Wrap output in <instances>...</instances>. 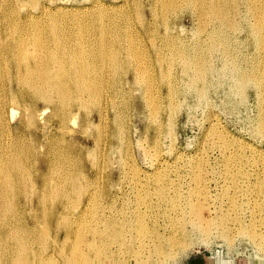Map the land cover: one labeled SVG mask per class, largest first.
<instances>
[{"label":"rangeland","instance_id":"1","mask_svg":"<svg viewBox=\"0 0 264 264\" xmlns=\"http://www.w3.org/2000/svg\"><path fill=\"white\" fill-rule=\"evenodd\" d=\"M19 1L20 0H0V10L3 11L0 13L1 29L6 28L7 30H9L11 26V28L22 26L31 28V25H33L32 22L23 20L25 19V13L27 11H30L34 14L33 20L38 23L41 21L39 23L40 25L44 24L43 26L46 27L47 25H50L52 23L59 28H67L66 31L70 32L69 36H71V38H73L75 41L81 39V41L83 42L84 40L87 45H89V42L91 40L99 41L100 28H103L106 31L107 39H110V41L113 43L111 44L114 47L120 46L122 49L124 47H130L134 52L133 57H127L124 55L126 54V50L123 49L124 52H122L123 54L119 61L108 60V62H102L97 60L96 58L89 59V68L94 70V72H90V76L93 74L95 83L98 87L97 91L99 93L97 92L95 96L96 98L93 101H90L87 95H83L85 100L87 99L86 101H88L89 103V108L86 107V109L80 107L78 108V110L76 108L73 110L77 112V123L72 124L71 121L66 122V126L73 129L72 135L71 133L66 132V129L63 130L56 128V124V127H53L50 132H47L45 134L41 132V135L38 138V142L37 139H33L28 135L27 137H23V139L20 141V144H18V148L21 154V163L23 165V169L26 172L25 177L28 173L31 175L32 173H35V159L29 154L30 148L33 145H35V147L39 150H44L46 147L52 149L50 150L51 152H49L50 154L47 153V155L49 160L53 163V166L55 165L53 168L55 170V173H53L52 171L47 172L49 179L64 177L66 173H70V175H77L80 177L81 173V179H79V184L77 186L78 189H75L74 191L71 189V187L69 188L67 184L60 183L61 189L65 188L64 190H66V196H64V199L60 198L62 199L61 203H64L66 201L65 203L69 205L68 207H70L69 212H65V215L69 213L68 215H66V221H73V219L75 218V214H80V208H83V206L85 207V204L88 203V196L90 197V203H88L85 214H83L82 217L77 220L78 222H74L75 225L73 227L75 229L73 228L74 230L71 233L68 244L66 245L67 247L65 252L70 253V245L77 242V239L75 238L76 235L74 233V231L77 232L76 229L82 230V228L84 229L86 226L92 223H98L101 219H105L111 221L112 223L111 233L113 235H119V240L123 242V247L120 248L122 249V253H120L121 255H119V249L117 250L115 245L111 246V249L115 250V254L113 253L112 255H110L111 259H114V264H140L139 259H142L141 256L144 259L149 258L148 264H264V138L256 133L257 122L260 114V94L257 89V85H259L258 82L264 78V57L262 58V56H264V20H262L264 19V0H246V2L245 0H222L221 2H223L224 5L225 15H223L222 13L221 14L224 17H222L221 14H213V11L211 9L212 0H150V4L146 3L147 0H141V2L140 0L138 2L137 0H34L36 2H32L30 0ZM190 3L192 4L190 5ZM44 5L46 9L48 8L47 14H44L40 17L39 12L41 7H44ZM236 5L239 7H237ZM148 11H150L151 14ZM50 12L52 14H50ZM229 12L232 13L230 14ZM210 15H212V17H209ZM214 17L216 18L213 21ZM253 17L256 18L254 19ZM217 18L220 19L218 20ZM144 19L146 21H144ZM163 19L165 20L163 21ZM70 20L72 23L70 22ZM73 20L75 21V23H73ZM102 20H104V22ZM136 20H138L139 23ZM219 27H222L223 29H220ZM251 28L253 29L251 30ZM124 29H127V31ZM118 33L121 38L119 39V41L116 40V42L114 40V35ZM163 33H165V35ZM219 35L223 36V41L219 40ZM148 37H150L151 39ZM30 45L32 44L29 43L27 49L32 51L34 48H32L33 45L32 47ZM208 46L210 48H208ZM150 47L151 49H154L151 50ZM207 50L209 52H207ZM220 50L226 51L224 52ZM3 51L4 50L0 46V99H4L6 96H8V92H10L9 90L11 88L10 79L13 77L12 75H15L16 73L15 59H12V61L10 59H6V54ZM178 58L180 59L178 60ZM4 59L5 61H8L5 62ZM237 60L238 62H236ZM129 62H131V64ZM101 65L106 69H104ZM193 65H196V67ZM119 66L122 67L123 70ZM189 66L191 67L189 68ZM170 67L172 70L169 69ZM11 68L13 71L11 70ZM196 68L198 69L196 70ZM135 69L140 71H137V73ZM159 69L162 70L159 71ZM199 69L202 70V73L198 72ZM191 70L192 72H190ZM86 72L87 71H85V75L89 76V73ZM160 74H163V76ZM186 74H188V76ZM166 76L170 77L169 80ZM243 77L249 79V82L247 83L248 85L245 84L243 87L236 88L235 86L240 83V81H242ZM99 78L102 80H99ZM167 82L169 83V85ZM141 84H144V86H142ZM12 88H17L14 83L12 84ZM101 88L103 89L101 90ZM141 89L144 90L142 91ZM170 94L173 97V100L171 99ZM129 96L131 97L132 101ZM147 97L151 99L149 100ZM18 102H8L5 105V112H8V118L13 127L18 125L20 115H24L26 113L25 106H29L28 99H21ZM91 102L95 106L97 105V108L94 105L91 106ZM149 103L151 105H149ZM160 103L163 105H161ZM263 105L264 104L262 102V106ZM20 106L21 108H18ZM36 106L41 109L45 106V104L44 102H42V100H40V102L37 101ZM149 107L150 109H148ZM169 108L172 110H170ZM52 110L53 108L49 106L46 110V113L44 114V117L50 115L52 113ZM98 110H108L107 112H109L110 114V120L108 122H105L104 124L98 125L97 127L93 123H88L86 121L85 115L88 111H91V113L96 117L97 120ZM156 112L157 114L159 113V117ZM114 113L116 114L115 117L113 116ZM170 114L171 116L172 114L174 115L173 123H170V121L168 122V120L171 119V116H169ZM56 120L57 118H54V121ZM112 120L114 121V124ZM39 122L40 119H38V117L36 116L34 124L40 127L41 122L40 124ZM161 123L163 124L161 125ZM34 124L28 126L27 128H34ZM214 124H216L215 126L219 127L220 131H215L212 129V125ZM169 128L171 129V135H169V133L167 134ZM85 132L87 134H85ZM224 132L229 133L233 137L239 139L245 145L243 149L244 151L240 153L242 156L240 164L237 169L234 170L235 174L232 176L226 174L225 172L224 158L222 157L223 154L221 152L222 150L218 145L219 141L217 140V137L214 136L215 133ZM73 135L75 136V140L78 143H81V145L83 146L82 150H76L75 152L66 150V145L70 142V138ZM154 139L155 142H153ZM60 141L62 143H60ZM39 144H42V146H39ZM59 148L62 149L59 150ZM255 149L258 150L263 156V161H259L255 158ZM232 157L239 159V156L237 154L232 155ZM199 160H202L204 164L203 173L206 186L204 190L205 195H200L198 191L191 192V190H193L194 188H198L199 186L195 181V178L189 172V167L193 162ZM160 164L161 173H156V168ZM107 165L109 168L107 167ZM118 168H120V170ZM138 169L141 171V177L137 180V176L135 175ZM110 170L112 173L109 172ZM158 175H162L169 181V186L164 192L166 196L160 195L157 192L155 182ZM136 183H139V185L142 186L136 188ZM98 186L99 188H97ZM236 186H239V190H235ZM69 189L71 190V192L69 191ZM67 192H70L71 194ZM31 194H33V196ZM49 194L51 195V198L55 196L54 192L52 191ZM111 194L113 196H111ZM10 196L12 197L11 203L9 205V207L11 206V208H8L7 214H10L12 211L17 210V198L22 199L23 197H36L35 189L29 182L21 186V188L17 189L14 193L12 192ZM13 197H15L16 199H14ZM111 197L114 198L112 199ZM51 198L49 197L46 200L47 203L45 202L46 211H42L44 212L43 214L42 212L39 213V217L42 219L40 225L41 228H38L36 233V235L38 233L40 234V231L44 230L45 226L47 227L49 225L50 228L52 227L50 229L51 232H49L50 230L48 227V230L46 231L48 232V234L50 233V236L47 235L46 239L48 246H51V240H53L52 238H54L57 232L55 227L57 218L52 214L54 213L55 215L57 209L61 210V203H56L57 199H55L54 201ZM233 199H235V201H237V203L239 204L240 210L238 209L236 211L232 208ZM77 200L78 202H76ZM191 200L200 202L203 205V215L206 218L212 219L222 214L228 215V228H230L232 232V237L226 239L222 229H216L212 232V234L207 236H199L200 234L198 232H195L197 230L191 226L194 219L190 212ZM177 203H179V207L176 208L175 204ZM71 204L72 206L75 205V207H72ZM52 209L55 211H53ZM124 210L126 211V213ZM135 210H140L142 213L146 214V223H148L151 227H154L158 231V234L161 236V241L159 244H161V246H164L166 243L167 248H163L166 253H164L162 256H157L156 254L150 256L149 251H142V253L134 256L131 255L133 250H137L140 247V243L144 240V238H142L136 230L134 217ZM92 212L93 214H91ZM50 213L52 214L50 215ZM182 217L183 221L186 223L187 230L189 229V232L191 231L190 237L192 235V238L189 239L185 248L172 254L171 257H167V250L171 251L173 249L171 248L167 240L171 238H180L176 233V229L171 227V219L175 218L179 220ZM44 221H46L47 225ZM248 229L250 230V232L251 230H254V232L256 233V237H252L251 234L248 233ZM230 230L228 229V231ZM62 238L63 234L60 235L59 239L61 240ZM82 238L83 239L81 241L83 243L80 242V244L83 246L84 252L89 253L90 257L92 256L93 264H106L105 261H102V259L104 258L103 256L101 259H98V257H95L96 254H92L94 253L93 251H89L85 248L87 238L90 239L89 235L83 234ZM147 238L155 237L148 236ZM148 241L151 240L148 239ZM97 243L100 245L101 241L98 240ZM117 257H119L120 260ZM55 261L56 263L60 262L61 264H71L67 259H62V257L58 253L55 254ZM3 263L7 264L5 262Z\"/></svg>","mask_w":264,"mask_h":264},{"label":"bare ground","instance_id":"2","mask_svg":"<svg viewBox=\"0 0 264 264\" xmlns=\"http://www.w3.org/2000/svg\"><path fill=\"white\" fill-rule=\"evenodd\" d=\"M4 1V0H3ZM21 1V0H20ZM19 1V2H20ZM29 1V0H27ZM34 1V0H30ZM46 1V0H45ZM56 1V0H54ZM133 1V0H132ZM135 1V0H134ZM139 0H137L138 2ZM188 1V0H187ZM186 1V2H187ZM192 1V0H190ZM194 1V0H193ZM207 1V0H206ZM222 0H212L211 9L213 11V14H223L224 13V5ZM17 2V1H16ZM36 2V1H34ZM40 2V1H39ZM43 2V1H42ZM96 2V1H95ZM141 2V0H140ZM154 2V1H153ZM246 2V0H245ZM244 2V3H245ZM263 2V1H262ZM1 3V2H0ZM4 3V2H3ZM27 3V2H26ZM29 3V2H28ZM51 3V2H50ZM57 3V2H56ZM98 3V2H97ZM110 3V2H109ZM147 4H150V0H147ZM168 3V2H167ZM229 3V2H227ZM232 3V2H231ZM237 3V2H236ZM21 4V3H20ZM31 4V3H30ZM52 4V3H51ZM96 4V3H95ZM94 4V5H95ZM134 4V3H133ZM170 4V3H169ZM192 3H190L191 5ZM195 4V3H194ZM209 4V3H208ZM207 4V5H208ZM243 4V3H242ZM250 4V3H249ZM253 4V3H252ZM25 5V4H24ZM33 5V4H32ZM38 5V3H37ZM36 5V6H37ZM40 5V4H39ZM100 5V4H99ZM105 5V4H104ZM121 5V4H120ZM123 5V4H122ZM206 5V6H207ZM226 5V4H225ZM239 5V4H238ZM35 6V5H34ZM52 6V5H51ZM97 6V5H96ZM103 6V5H102ZM118 6V5H117ZM134 6V5H133ZM144 6V5H143ZM165 6V5H164ZM210 6V5H209ZM229 6V5H228ZM237 6V5H236ZM240 6V5H239ZM237 6V7H239ZM31 7V6H30ZM28 7V8H30ZM95 7V6H94ZM108 7V6H107ZM135 7V6H134ZM139 7V6H138ZM153 7V6H151ZM150 7V8H151ZM159 7V6H158ZM35 8V7H34ZM55 8V7H54ZM136 8V7H135ZM134 8V9H135ZM143 8V7H142ZM156 8V7H155ZM171 8V7H170ZM185 8V7H184ZM227 8V7H226ZM255 8V7H254ZM258 8V7H257ZM48 9V8H47ZM47 9L44 7H41L39 16H43L44 14H47ZM62 9V8H61ZM83 9V8H81ZM80 9V11H81ZM102 9V8H101ZM133 9V10H134ZM140 9V8H139ZM153 9V8H152ZM164 9V8H163ZM252 9V8H251ZM19 10V9H18ZM24 10V9H22ZM33 10V9H32ZM72 10V9H71ZM70 10V11H71ZM85 10V9H84ZM154 10V9H153ZM160 10V9H159ZM165 10V9H164ZM181 10V9H180ZM179 10V11H180ZM206 10V9H205ZM230 10V8H229ZM253 10V9H252ZM260 10V8H259ZM90 11V10H89ZM129 11V10H127ZM144 11V10H143ZM152 11V10H151ZM192 11V10H191ZM194 11V10H193ZM209 11V10H208ZM249 11V10H248ZM255 11V10H254ZM262 11V10H261ZM3 12L0 10V13ZM49 12V11H48ZM58 12V11H57ZM95 12V11H94ZM105 12V11H104ZM135 12V11H134ZM150 12V11H148ZM166 12V11H165ZM174 12V11H173ZM196 12V11H195ZM199 12V10H198ZM207 12V11H206ZM237 12V11H236ZM19 13V11H18ZM23 13V12H22ZM68 13V12H67ZM77 13V12H76ZM79 13V12H78ZM111 13V12H110ZM117 13V12H115ZM123 13V12H122ZM138 13V12H137ZM180 13V12H179ZM191 13V12H190ZM230 14L232 12H229ZM50 14H52L50 12ZM81 14V13H80ZM79 14V15H80ZM83 14V12H82ZM136 14V13H135ZM151 14V12H150ZM149 14V15H150ZM162 14V13H161ZM160 14V15H161ZM194 14V13H193ZM212 14V13H211ZM221 14V16H222ZM236 14V13H235ZM68 15V14H67ZM76 15V14H75ZM85 15V14H84ZM99 15V14H98ZM137 15V14H136ZM139 15V14H138ZM159 15V13H158ZM165 15V14H164ZM172 15V14H171ZM169 15V16H171ZM233 15V14H232ZM239 15V14H238ZM252 15V14H251ZM93 16V15H92ZM103 16V15H102ZM123 16V15H122ZM134 16V15H133ZM140 16V15H139ZM144 16V15H142ZM151 16V15H150ZM219 16V15H218ZM227 16V15H226ZM259 16V15H257ZM262 16V15H261ZM38 17V16H37ZM67 17V16H66ZM70 17V16H69ZM105 17V16H104ZM108 17V16H107ZM124 17V16H123ZM122 17V18H123ZM136 17V16H135ZM141 17V16H140ZM177 17V16H176ZM209 17H212L210 15ZM224 17V16H222ZM232 17V16H231ZM235 17V16H234ZM39 18V17H38ZM37 18V19H38ZM52 18V17H51ZM65 18V17H64ZM81 18V17H80ZM99 18V17H98ZM102 18V17H101ZM121 18V17H120ZM119 18V19H120ZM164 18V17H163ZM216 17H214L213 21ZM254 18V17H253ZM256 18V17H255ZM254 18V19H255ZM2 19V18H1ZM34 19V14L30 11H27L25 13V21L32 22V27H14L9 30L6 28L1 29L0 28V46L4 50L3 52L6 54V59H15V75H12L10 79V92H8V96H6L4 99H0V264L10 263V264H61L56 263L55 261V254L58 253L62 259H67L69 263L71 264H93V258L90 257L89 253L84 252L83 246L80 244L83 243L81 240L83 239V234H88L89 238H87L85 248L89 251H93L96 254L95 257L98 259L104 257L102 261H105L106 264H114L113 260L111 259L110 255L114 253L115 250L111 249V246L115 245L116 249H119V255L122 253L121 247H123V242L119 240V235L112 234L111 233V221L109 220H100L98 223H92L88 226H86L82 230H77L75 233V238L77 239L76 243H72L70 245V253H66V245L69 242L71 233L75 229L73 226L75 225L74 222H78L80 217H82L83 214H85L86 209L88 207V203H90V197L88 196V203L85 204V207L80 208L79 213L75 214V218L73 221H66V214L65 212H69V205L62 202V199H64V196H66V190L65 188L60 187V183H65L69 188L74 191L75 189H78L77 186L79 184V179H81V173L80 177L77 175H70L65 174L64 177H58L56 180L54 178H50L47 175V172H53L55 173V170L53 169V163L49 160L47 153L51 152L49 147H46L44 150H39L33 145L30 148L29 154L35 159L34 165H35V173L32 175L27 174L25 177V170L23 169V165L21 163V154L18 148V144H20V141L23 139V137H27L28 135L32 137L33 139H37L41 135V132L44 134L47 132H50V130L53 127H57L59 129H66V132L71 133L73 132V129L66 126L67 121H71L72 124L77 123V112L73 111L75 108L78 110V108L83 107L86 108L89 106L88 101L85 100L83 95H87L88 99L90 101H93L96 97L98 87L95 83V79L93 77V74L90 76V72H94L91 68H89V59L96 58L99 61H119L122 57V52H124L123 49H125V56L127 57H133L134 52L133 49L130 47H124L123 49L120 46H113L110 39L106 37V31L103 28H100V39L97 40H91L89 42V45H87L86 42H83L80 40L75 41L71 36H69L70 32H67L66 29L59 28L58 26L54 24L47 25L46 27L36 22ZM63 19V18H62ZM74 19V18H73ZM100 19V18H99ZM98 19V20H99ZM112 19V18H111ZM208 19V18H207ZM210 19V18H209ZM218 20L220 18H217ZM258 19V18H257ZM260 19V18H259ZM3 20V19H2ZM40 20V19H39ZM46 20V19H45ZM56 20V19H55ZM58 20V19H57ZM61 20V19H60ZM97 20V21H98ZM143 20V19H142ZM165 19H163L164 21ZM170 20V19H169ZM206 20V19H205ZM217 20V21H218ZM222 20V19H221ZM226 20V19H225ZM224 20V21H225ZM264 20V19H262ZM1 21V20H0ZM35 21V22H34ZM43 21V20H42ZM54 21V20H53ZM52 21V22H53ZM74 21V20H73ZM95 21V20H94ZM104 22V20H102ZM101 21V22H102ZM123 21V20H122ZM130 21V20H129ZM138 23L139 21L136 20ZM141 21V19H140ZM144 21H146L144 19ZM212 21V22H213ZM227 21V20H226ZM231 21V20H230ZM234 21V20H233ZM236 21V20H235ZM50 22V21H49ZM63 22V21H62ZM71 22V20H70ZM79 22V21H78ZM100 22V23H101ZM113 22V21H112ZM126 22V21H125ZM222 22V21H220ZM232 22V21H231ZM67 23V22H66ZM72 23V22H71ZM75 23V21L73 22ZM154 23V22H153ZM156 23V22H155ZM161 23V22H160ZM159 23V24H160ZM208 23V22H207ZM206 23V24H207ZM226 23V22H225ZM229 23V22H228ZM234 23V22H233ZM232 23V24H233ZM257 23V22H256ZM255 23V24H256ZM1 24V23H0ZM47 24V23H46ZM60 24V23H59ZM111 24V23H110ZM137 24V23H136ZM158 24V22H157ZM156 24V25H157ZM179 24V23H178ZM210 24V23H209ZM222 24V23H221ZM30 25V24H29ZM61 25V24H60ZM65 25V23H64ZM74 25V24H73ZM98 25V24H97ZM103 25V24H102ZM113 25V24H112ZM143 25V24H142ZM141 25V26H142ZM146 25V24H145ZM205 25V24H204ZM1 26V25H0ZM14 26V25H13ZM71 26V25H70ZM86 26V25H85ZM101 26V25H100ZM128 26V25H127ZM131 26V25H130ZM137 26V25H136ZM152 26V25H151ZM221 26V25H220ZM227 26V25H226ZM253 26V25H252ZM75 27V26H74ZM111 27V26H109ZM140 27V26H139ZM145 27V26H144ZM159 27V26H158ZM177 27V26H176ZM208 27V26H207ZM232 27V26H231ZM262 27V26H260ZM164 28V27H163ZM173 28V26H172ZM220 28V27H219ZM222 28V27H221ZM220 28V29H221ZM240 28V27H238ZM257 28V27H256ZM71 29V28H70ZM77 29V28H75ZM83 29V28H82ZM99 29V28H98ZM112 29V28H111ZM158 29V28H156ZM204 29V28H203ZM206 29V28H205ZM223 29V28H222ZM233 29V28H232ZM253 28H251L252 30ZM262 29V28H261ZM85 30V29H84ZM94 30V29H93ZM127 31V29H124ZM134 30V29H133ZM154 30V29H153ZM164 30V29H163ZM172 30V29H171ZM231 30V29H230ZM238 30V29H237ZM88 31V30H87ZM108 31V30H107ZM169 31V30H168ZM223 31V30H222ZM255 31V30H254ZM98 32V31H97ZM118 32V30H117ZM136 32V31H135ZM157 32V31H156ZM257 32V31H256ZM90 33V32H89ZM113 33V32H112ZM169 33V32H168ZM172 33V32H170ZM221 33V31H220ZM227 33V32H226ZM254 33V32H253ZM85 34V33H83ZM123 34V33H122ZM134 34V32H133ZM143 34V32H142ZM159 34V33H157ZM165 35V33H163ZM223 34V33H222ZM71 35V34H70ZM76 35V34H75ZM74 35V36H75ZM129 35V34H128ZM127 35V36H128ZM161 35V34H159ZM218 35V34H217ZM73 36V35H72ZM115 41H119L121 36L118 34H115ZM152 36V35H151ZM77 37V36H76ZM153 37V36H152ZM165 37V36H164ZM170 37V36H169ZM112 38V37H110ZM125 38V37H124ZM150 38V37H148ZM154 38V37H153ZM167 38V37H166ZM180 38V37H179ZM219 40L223 41V36L219 35ZM255 38V37H254ZM77 39V38H76ZM79 39V38H78ZM123 39V38H122ZM151 39V38H150ZM159 39V38H158ZM170 39V38H169ZM143 40V39H141ZM146 40V39H145ZM149 40V39H148ZM147 40V41H148ZM256 40V39H255ZM116 41V42H117ZM4 42V43H3ZM122 42V41H121ZM143 42V41H142ZM29 43L33 45H30L32 48H34L32 51L27 49V46H29ZM112 43V44H111ZM156 43V42H155ZM154 43V44H155ZM160 43V42H159ZM221 43V42H219ZM117 44V43H116ZM115 44V45H116ZM157 44V43H156ZM124 45V44H123ZM135 45V44H134ZM162 45V43H161ZM213 45V44H212ZM133 46V45H132ZM185 46V45H184ZM197 47V46H196ZM199 47V46H198ZM214 47V46H213ZM221 47V46H220ZM224 47V46H222ZM262 47V46H261ZM30 48V47H29ZM158 48V46H157ZM208 48H210L208 46ZM218 48V47H217ZM139 49V48H138ZM151 49V47H150ZM154 49V48H152ZM151 49V50H152ZM225 49V48H224ZM159 50V49H158ZM170 50V49H169ZM216 50V48H215ZM218 51V49H217ZM216 51V52H217ZM220 51H226V50H220ZM207 52H209L207 50ZM137 53V52H136ZM141 53V52H140ZM159 53V52H158ZM181 53V52H180ZM156 54V53H155ZM183 54V53H182ZM212 54V53H211ZM216 54V53H215ZM222 54V53H221ZM141 55V54H140ZM162 55V54H160ZM218 55V54H217ZM227 55V54H226ZM4 56V55H3ZM137 56V55H136ZM146 56V55H145ZM177 56V55H176ZM181 56V55H180ZM183 56V55H182ZM205 56V54H204ZM209 56V55H208ZM221 56V55H220ZM256 56V55H255ZM124 57V56H123ZM156 57V56H155ZM167 57V56H166ZM264 56H262L263 58ZM162 58V57H161ZM215 58V57H214ZM124 59V58H123ZM160 59V58H159ZM172 59V58H171ZM180 58H178L179 60ZM206 59V58H205ZM212 59V58H211ZM218 59V58H217ZM238 59V58H237ZM1 60V59H0ZM128 60V59H127ZM132 60V58H131ZM141 60V59H140ZM186 60V59H185ZM189 60V59H188ZM5 61V59H4ZM8 61V60H6ZM5 61V62H6ZM14 61V60H13ZM135 61V60H134ZM149 61V60H148ZM164 61V60H162ZM170 61V60H168ZM211 61V60H210ZM214 61V60H213ZM263 61V60H262ZM121 62V61H120ZM144 62V61H143ZM158 62V61H157ZM166 62V61H165ZM188 62V61H187ZM192 62V61H191ZM206 62V61H205ZM209 62V60H208ZM238 62V60L236 61ZM254 62V61H253ZM256 62V61H255ZM12 63V62H11ZM91 63V62H90ZM123 63V62H122ZM131 64V62H129ZM133 63V62H132ZM160 63V62H159ZM172 63V62H171ZM183 63V62H182ZM186 63V62H185ZM190 63V62H189ZM194 63V62H193ZM201 63V62H200ZM89 64V65H88ZM101 64V63H99ZM138 64V63H137ZM256 64V63H255ZM259 64V63H258ZM88 65V67H87ZM125 65V64H124ZM175 65V64H174ZM178 65V64H177ZM176 65V66H177ZM182 65V64H181ZM192 65V63H191ZM13 66V64H12ZM97 66V65H96ZM95 66V68H96ZM102 66V65H101ZM113 66V65H112ZM132 66V65H131ZM136 66V65H135ZM134 66V67H135ZM148 66V65H147ZM150 66V65H149ZM187 66V65H186ZM196 67V65H193ZM213 66V65H212ZM103 67V66H102ZM107 67V66H106ZM120 67V66H119ZM118 67V68H119ZM161 67V65H160ZM180 67V66H179ZM185 67V65H184ZM191 66H189L190 68ZM201 67V66H199ZM9 68V67H8ZM93 68V66H92ZM104 68V67H103ZM122 68V67H120ZM130 68V67H129ZM174 68V67H173ZM187 68V67H186ZM258 68V67H257ZM10 69V68H9ZM98 69V68H97ZM106 69V68H104ZM140 69V68H139ZM170 70L171 67L169 68ZM182 69V68H181ZM195 69V68H194ZM198 68H196L197 70ZM12 70V68H11ZM123 70V68H122ZM136 70V69H135ZM154 70V69H153ZM162 69H159V71ZM168 70V69H167ZM262 70V69H261ZM13 71V70H12ZM11 71V72H12ZM85 71L89 73V76L85 75ZM99 71V70H98ZM104 71V70H103ZM125 71V70H124ZM127 71V68H126ZM140 71V70H136ZM143 71V70H142ZM151 71V70H150ZM169 71V70H168ZM174 71V70H173ZM205 71V70H204ZM86 72V73H87ZM170 72V71H169ZM177 72V71H176ZM192 72V70L190 71ZM199 73H202V70H198ZM206 72V71H205ZM13 73V72H12ZM99 73V72H98ZM104 73V72H103ZM138 73V72H137ZM171 73V72H170ZM184 73V72H182ZM106 74V73H105ZM113 74V73H110ZM116 74V73H114ZM140 74V72H139ZM153 74V72H152ZM189 74V73H188ZM188 74H186L188 76ZM193 74V73H192ZM123 75V74H122ZM145 75V74H144ZM163 76V74H160ZM185 75V76H186ZM194 75V74H193ZM203 75V74H202ZM98 76V75H97ZM104 76V75H103ZM106 76V75H105ZM124 76V75H123ZM134 76V75H133ZM151 76V75H150ZM169 76V75H167ZM166 76V77H167ZM180 76V75H179ZM210 76V75H209ZM6 77V76H5ZM139 77V76H138ZM141 77V75H140ZM145 77V76H144ZM149 77V75H148ZM184 77V76H183ZM201 77V76H200ZM262 77V76H261ZM103 78V77H101ZM154 78V77H153ZM161 78V77H160ZM168 80L170 77H167ZM172 78V76H171ZM195 78V77H194ZM205 78V77H204ZM203 78V80H204ZM253 78V77H252ZM114 79V78H113ZM139 79V78H138ZM137 79V80H138ZM143 79V78H142ZM152 79V77H151ZM174 79V78H173ZM180 79V78H179ZM184 79V78H183ZM188 79V78H186ZM198 79V78H197ZM99 80H102L99 78ZM106 80V79H105ZM163 80V79H162ZM181 80V79H180ZM201 80V78H200ZM202 80V81H203ZM104 81V80H103ZM112 81V80H111ZM114 81V80H113ZM140 81V80H139ZM159 81V80H158ZM97 82V81H96ZM101 82V81H100ZM99 82V83H100ZM116 82V81H115ZM170 82V81H169ZM189 82V81H188ZM199 82V80H198ZM249 82L248 78L243 77L242 81L238 83L235 87H243L245 84ZM9 83V82H8ZM16 85V89L12 88V84ZM105 83V82H104ZM124 83V82H123ZM127 83V82H126ZM140 83V82H139ZM147 83V82H146ZM151 83V81H150ZM168 83V82H167ZM180 83V82H179ZM149 84V81H148ZM182 84V83H181ZM187 84V83H186ZM259 85H257V89L260 94V114L257 122V130L256 133L260 135L262 138H264V105L262 106V102L264 104V78L261 79V81L258 82ZM103 85V84H101ZM114 85V84H113ZM124 85V84H123ZM137 85V84H136ZM142 85V84H141ZM169 85V83H168ZM190 85V84H189ZM248 85V84H247ZM127 86V85H126ZM144 86V84L142 85ZM146 86V84H145ZM155 86V85H154ZM177 86V85H176ZM186 86V85H185ZM9 87V86H8ZM104 87V86H103ZM161 87V86H160ZM170 87V86H168ZM106 88V87H105ZM128 88V87H127ZM103 88H101L102 90ZM109 89V88H108ZM146 89V88H145ZM169 89V88H168ZM166 89V90H168ZM171 89V88H170ZM204 89V88H203ZM246 89V88H245ZM251 89V88H250ZM105 90V89H104ZM142 90V89H141ZM144 90V89H143ZM142 90V91H143ZM157 90V89H155ZM182 90V89H181ZM247 90V89H246ZM4 91V90H3ZM107 91V90H106ZM149 91V90H148ZM172 91V90H171ZM104 92V91H103ZM114 92V91H113ZM165 92V91H164ZM182 92V91H180ZM202 92V91H201ZM99 93V92H98ZM139 93V92H138ZM137 93V94H138ZM170 93V91H169ZM162 94V93H161ZM181 94V93H180ZM201 94V93H200ZM145 95V94H144ZM142 96V94H141ZM155 96V94H154ZM162 96V95H161ZM171 96V94H170ZM174 96V95H173ZM239 96V95H238ZM130 97V96H129ZM135 97V96H134ZM167 97V96H166ZM169 97V95H168ZM93 98V99H91ZM109 98V97H108ZM107 98V99H108ZM148 98V97H147ZM159 98V97H158ZM173 97L171 96V99ZM29 100V106H25L26 113L24 115H20V118L18 120V125L13 127L9 121L8 118V112H5V105L10 102H18L19 100ZM131 99V97H130ZM146 99V97H145ZM149 99V98H148ZM151 99V98H150ZM149 99V100H150ZM153 99V98H152ZM44 102L45 106L43 108H38L36 106L37 101ZM98 100V98H97ZM111 100V99H110ZM143 100V99H142ZM141 100V101H142ZM165 100V99H164ZM173 100V99H172ZM175 100V99H174ZM132 101V99H131ZM168 101V100H167ZM171 101V100H170ZM25 102V101H24ZM57 102V103H56ZM130 102V101H129ZM135 102V101H134ZM143 102V101H142ZM151 102V101H150ZM19 103V102H18ZM88 103V104H87ZM92 103V102H91ZM98 103V102H97ZM105 103V102H104ZM141 103V102H140ZM155 103V102H154ZM167 103V102H166ZM170 103V102H169ZM168 103V104H169ZM177 103V102H176ZM24 104V103H23ZM96 104V103H95ZM161 104V103H160ZM167 104V105H168ZM43 105V104H42ZM94 104L92 103L91 106ZM100 105V103H99ZM131 105V104H130ZM149 105H151L149 103ZM163 105V104H161ZM172 105V103H171ZM15 106V105H14ZM51 106L53 108L52 113L50 115H47L44 117V114L46 113L47 108ZM95 106V105H94ZM97 106V105H96ZM95 106V107H96ZM154 106V105H153ZM158 106V105H157ZM101 107V106H100ZM104 107V106H103ZM161 107V106H160ZM159 107V108H160ZM18 108H21L18 107ZM17 108V109H18ZM23 108V107H22ZM89 108V107H88ZM97 108V107H96ZM7 109V108H6ZM87 109V108H86ZM116 109V108H115ZM147 109V108H146ZM150 109V107L148 108ZM152 109V108H151ZM158 109V108H157ZM170 109V108H169ZM168 109V110H169ZM81 110V109H80ZM164 110V109H163ZM172 110V109H170ZM87 111V110H86ZM85 111V113H86ZM95 111V110H94ZM108 111V110H107ZM105 110H98L97 112V120L96 117L91 113V111H88L85 115L86 121L88 123H93L95 126L98 127V125L104 124L105 122H108L110 120V114ZM116 111V110H115ZM159 111V110H158ZM166 111V110H165ZM178 111V110H176ZM25 112V111H24ZM111 112V111H110ZM134 112V110H133ZM142 112V111H141ZM171 112V111H170ZM6 113V114H5ZM49 113V112H47ZM94 113V112H93ZM146 113V112H145ZM150 114V113H149ZM157 114V112H156ZM159 114V113H158ZM157 114V115H158ZM169 114V113H168ZM175 114V113H173ZM171 114V119L168 120L170 123H173L174 115ZM145 115V114H144ZM167 115V114H166ZM36 116L38 119H40L41 126L38 127L35 122ZM113 116L115 117L116 114L114 113ZM132 116V115H131ZM154 116V115H153ZM163 116V115H162ZM147 117V116H146ZM145 117V118H146ZM149 117V116H148ZM159 117V115H158ZM166 117V116H165ZM54 118H57V122L54 121ZM112 118V117H111ZM169 119V118H168ZM137 120V119H136ZM161 120V119H160ZM37 121V120H36ZM113 121V120H112ZM138 121V120H137ZM162 121V120H161ZM160 121V122H161ZM39 122V124H40ZM86 122V123H87ZM144 122V119H143ZM166 122V121H165ZM139 123V122H138ZM141 123V121H140ZM34 124V128L29 129L28 126H31ZM70 124V123H69ZM114 124V121H113ZM145 124V123H144ZM147 124V123H146ZM149 124V123H148ZM163 123H161L162 125ZM165 124V123H164ZM158 125V124H157ZM216 124L212 125L213 130L220 131L218 126H215ZM73 126V125H72ZM153 126V125H152ZM168 126V125H167ZM33 127V126H32ZM75 127V126H74ZM110 127V126H109ZM149 127V126H148ZM29 130H27V129ZM87 128V124H86ZM113 128V127H112ZM147 128V127H146ZM157 128V127H156ZM149 129V128H148ZM151 129V128H150ZM54 130V129H53ZM57 130V129H56ZM85 130V129H84ZM154 130V129H153ZM159 130V129H158ZM163 130V129H162ZM112 131V130H111ZM148 131V130H147ZM4 133V134H1ZM110 133V132H109ZM148 133V132H147ZM166 133V131H165ZM171 135V129H168L167 134ZM61 134V133H59ZM74 134V133H73ZM85 134H87L85 132ZM104 134V133H103ZM115 134V133H114ZM125 134V133H124ZM162 134V133H161ZM98 135V134H97ZM150 135V134H149ZM156 135V134H155ZM166 135V134H165ZM69 136V135H68ZM90 136V135H89ZM215 137H217V140L219 141L218 145L221 148V152L223 154L224 158V165H225V172L228 175H234L235 169L240 164L241 161V152L244 150V144L239 139L233 137L229 133H215ZM213 136V137H214ZM61 137V136H60ZM71 137V136H70ZM104 137V136H103ZM169 137V136H167ZM173 137V136H171ZM260 137V138H261ZM46 138V137H44ZM43 138V140H44ZM48 138V136H47ZM59 138V136H58ZM97 138V137H96ZM111 138V137H109ZM115 138V136H114ZM113 138V139H114ZM150 138V137H149ZM157 138V137H156ZM54 139V138H52ZM104 139V138H103ZM123 139V138H122ZM26 140V139H25ZM47 140V139H46ZM88 140V139H87ZM157 140V139H156ZM159 140V139H158ZM174 140V139H173ZM216 140V141H217ZM260 140V139H259ZM42 141V140H41ZM62 141V140H61ZM60 141V143H62ZM217 141V142H218ZM59 142V141H58ZM114 142V141H113ZM155 142V139L154 141ZM162 142V141H161ZM23 143V142H22ZM45 143V142H44ZM67 143V142H66ZM32 144V142H31ZM58 144V143H57ZM64 144V143H63ZM106 144V143H105ZM113 144V143H112ZM116 144V143H115ZM125 144V143H124ZM97 145V144H96ZM104 145V144H103ZM160 145V144H159ZM39 146H42V144H39ZM65 146V145H64ZM110 146V144H109ZM117 146V145H116ZM122 146V145H121ZM134 146V145H133ZM62 147V146H61ZM114 147V146H113ZM152 147V146H151ZM41 148V147H40ZM63 148V147H62ZM61 148V149H62ZM111 148V147H110ZM59 148V150H61ZM83 146L81 143H78L75 140V136L73 135L70 138V142L66 145V150L75 152L76 150H82ZM90 149V148H89ZM118 149V148H117ZM110 150V149H109ZM160 150V149H159ZM115 151V150H113ZM55 152V151H54ZM107 152V151H106ZM111 152V151H110ZM203 152V150H202ZM87 153V152H86ZM114 153V152H113ZM158 153V152H157ZM201 153V151H200ZM255 158L259 161H263V156L260 154L258 150H254ZM50 154V153H49ZM68 154V153H67ZM99 154V153H98ZM117 154V153H116ZM114 154V155H116ZM160 154V153H159ZM237 154L239 156V159L233 158L232 155ZM113 155V156H114ZM122 155V154H121ZM56 156V155H55ZM72 156V155H71ZM118 156V155H117ZM163 156V155H162ZM31 157V158H32ZM62 157V156H60ZM154 157V156H153ZM73 158V156H72ZM78 158V157H77ZM76 158V159H77ZM94 158V157H93ZM103 158V157H102ZM112 158V157H110ZM160 158V157H159ZM74 159V158H73ZM72 159V160H73ZM33 160V159H32ZM57 160V159H56ZM87 160V159H86ZM105 160V159H104ZM103 160V161H104ZM113 160V159H112ZM123 160V159H121ZM23 161V160H22ZM99 161V160H98ZM110 161V160H109ZM65 162V161H64ZM82 162V161H81ZM118 162V161H117ZM120 162V161H119ZM63 163V162H62ZM122 163V162H121ZM80 164V163H79ZM120 164V163H119ZM60 165V164H59ZM82 165V164H81ZM203 161L199 160L196 162H193L192 165H190V173L195 178V181L198 184V188H194L192 191H198L200 195H205L204 190L206 188L205 186V179H204V173H203ZM58 166V165H57ZM67 166V165H66ZM110 166V165H109ZM124 166V165H123ZM160 166H157L156 173H161ZM25 167V166H24ZM61 167V166H60ZM108 167V165H107ZM111 167V166H110ZM113 167V166H112ZM59 168V167H58ZM64 168V167H63ZM109 168V167H108ZM130 168V167H129ZM188 168V169H189ZM27 169V168H26ZM57 169V168H55ZM62 169V168H61ZM82 169V167H81ZM102 169V168H101ZM120 170V168H118ZM32 170V169H31ZM66 170V169H65ZM116 170V169H114ZM122 170V169H121ZM46 171V172H45ZM58 171V170H57ZM56 171V172H57ZM63 171V169H62ZM84 171V170H83ZM95 171V170H94ZM138 169L136 171L137 180L141 177V171ZM29 172V171H28ZM64 172V171H63ZM62 172V173H63ZM69 172V171H68ZM78 172V171H77ZM91 172V171H90ZM111 172V170L109 171ZM124 172V171H123ZM122 172V173H123ZM130 172V171H128ZM72 173V172H71ZM97 173V171H96ZM102 173V172H101ZM108 173V172H107ZM112 173V172H111ZM119 173V172H118ZM61 174V173H60ZM59 174V175H60ZM83 174V173H82ZM120 174V173H119ZM118 174V175H119ZM50 175V174H49ZM53 175V174H51ZM55 175V174H54ZM58 175V176H59ZM79 175V174H78ZM87 175V174H86ZM99 175V174H98ZM101 176V175H100ZM123 176V175H122ZM118 177V176H117ZM120 177V176H119ZM133 177V176H132ZM88 178V177H87ZM86 178V179H87ZM83 179V177H82ZM100 179V177H99ZM109 179V178H108ZM124 179V178H123ZM85 180V179H84ZM88 180V179H87ZM114 180V179H113ZM136 180V182H137ZM82 181V180H80ZM89 181V180H88ZM112 181V180H111ZM120 181V180H119ZM118 181V182H119ZM124 181V180H123ZM30 183L31 186L35 189V198H25L22 199L17 198V210L10 211V214H7L8 208L12 197L10 194L15 192L17 189H20L21 186H23L26 183ZM121 182V181H120ZM126 182V181H125ZM107 183V181H106ZM82 184V183H81ZM118 184V183H117ZM156 189L157 192L160 195L166 196L164 194L166 188L169 186V181L165 179L162 175H158L156 177ZM29 185V184H28ZM62 185V184H61ZM99 185V184H98ZM111 185V184H110ZM109 185V186H110ZM122 185V184H121ZM65 186V185H64ZM80 186V185H79ZM89 186V185H88ZM95 186V184H94ZM102 186V185H101ZM104 186V185H103ZM115 186V185H114ZM124 186V185H123ZM142 185H139V183H136V188H139ZM30 187V186H29ZM28 187V188H29ZM83 187V186H82ZM26 188V187H25ZM24 188V189H25ZM86 188V187H84ZM88 188V187H87ZM99 188V186L97 187ZM119 188V187H118ZM122 188V187H121ZM23 189V188H22ZM32 189V188H31ZM52 189V190H51ZM68 189V187H67ZM83 189V188H82ZM104 189V187H103ZM115 189V188H114ZM54 190V191H53ZM60 190V191H59ZM89 190V189H88ZM96 190V189H95ZM102 190V189H101ZM235 190H239V186L235 187ZM21 191V190H20ZM54 192V195L51 198V195L49 193ZM71 192V190L69 189ZM22 192V191H21ZM25 192V191H24ZM70 192H67L71 194ZM84 192V191H83ZM98 192V191H97ZM113 192V191H112ZM111 192V193H112ZM123 192V191H122ZM23 193V192H22ZM76 193V192H75ZM74 193V194H75ZM78 193V192H77ZM88 193V192H87ZM30 194V193H29ZM34 194V193H33ZM33 194H31L33 196ZM80 194V192H79ZM14 195V194H13ZM30 195V196H31ZM50 195V196H49ZM89 195V194H88ZM92 195V194H91ZM16 196V195H15ZM24 196V195H23ZM28 196V195H27ZM69 196V195H68ZM67 196V197H68ZM74 196V195H73ZM76 196V195H75ZM85 196V195H84ZM111 196H113L111 194ZM142 196V195H139ZM51 198L55 201L57 199L56 203H61L60 207L61 210L57 209L55 215L54 213H50L53 216H56L57 222H56V234L53 240H51L52 244L51 246H48L47 244V235L48 232H46L49 228V230L52 228L49 227V225L44 230L40 231V234L37 233L38 228H41V218L39 217V213L42 211H46L45 209V202L48 198ZM16 199L15 197H13ZM112 199L114 197H111ZM235 198V196H234ZM59 199V200H58ZM67 199V198H65ZM69 199V198H68ZM72 199V198H71ZM70 199V201H71ZM78 199V198H76ZM103 200V199H102ZM115 200V199H114ZM82 201V200H81ZM50 202V201H48ZM69 202V200H68ZM74 202V201H73ZM78 202V200L76 201ZM95 202V201H94ZM103 202V201H102ZM101 202V204H102ZM13 203V202H12ZM47 203V202H46ZM52 203V202H51ZM50 203V204H51ZM84 203V202H83ZM96 203V202H95ZM99 203V202H98ZM49 204V203H48ZM53 204V203H52ZM78 204V203H77ZM76 204V206H77ZM93 204V202H92ZM150 204V203H149ZM15 205V202H14ZM54 205V204H53ZM56 205V204H55ZM49 206V205H48ZM72 206V204H71ZM75 207V205H73ZM72 206V207H73ZM79 206V205H78ZM94 206V205H93ZM13 207V206H12ZM53 207V206H52ZM50 207V208H52ZM59 207V206H57ZM125 207V206H124ZM175 207H179V203L175 204ZM190 207H191V214L194 217L192 227H194L201 236H207L212 234V232L216 229H222L224 236L226 239H229L232 237V232L230 228H228L229 218L228 215L222 214L220 216L214 217L212 219L206 218L203 215V205L200 202H196L191 200L190 201ZM14 208V207H13ZM47 208V207H46ZM49 208V207H48ZM101 208V207H100ZM232 208L234 210H240V206L233 199ZM15 209V208H14ZM56 209V208H53ZM52 209V210H53ZM73 209V208H72ZM71 209V210H72ZM95 209V208H94ZM99 209V208H98ZM109 209V208H108ZM11 210V209H10ZM51 210V209H50ZM55 211V210H53ZM52 211V212H53ZM73 211V210H72ZM97 211V210H96ZM101 211V210H100ZM125 211V210H124ZM42 212V214L44 213ZM112 212V211H111ZM115 212V211H114ZM48 213V212H47ZM45 213V214H47ZM75 213V212H74ZM103 213V212H102ZM121 213V212H120ZM126 213V211H125ZM93 214V212L91 213ZM97 214V213H96ZM99 214V213H98ZM108 214V213H107ZM71 215V214H70ZM109 215V214H108ZM112 215V213H111ZM124 215V214H123ZM134 217H135V224H136V230L138 234L144 238V240L140 243V247L137 250H133L132 256L137 255L139 253L147 252L149 251L150 256L153 254H156L157 256H162L166 251L163 250V248H167L166 243L164 246H161V236L158 234V231L151 227L148 223L145 221L146 214L142 213L140 210L134 211ZM44 216V215H43ZM47 216V215H45ZM52 216V217H53ZM93 216V215H92ZM230 216V215H229ZM99 217V216H98ZM106 217V216H105ZM90 218V217H89ZM93 218V217H92ZM103 218V217H102ZM119 218V217H118ZM170 218V216H169ZM45 219V218H43ZM50 219V218H47ZM95 219V218H94ZM112 219V218H111ZM116 219V218H115ZM86 220V219H85ZM93 220V219H92ZM91 220V221H92ZM97 221V220H96ZM95 221V222H96ZM46 224V221H44ZM51 222V220H50ZM44 224V223H43ZM83 224V223H82ZM47 225V224H46ZM51 225V224H50ZM77 225V224H76ZM80 225V224H79ZM84 227V226H82ZM171 227L176 229V233L181 238H171L167 240L173 248L171 251L167 250V257H171L172 254L176 253L177 251H181L185 246L187 245L190 238H192V235L190 237L189 229L186 228V223L183 221V217L181 219H171ZM74 228V229H73ZM78 228V227H77ZM228 229L230 231H228ZM40 230V229H39ZM39 232V231H38ZM51 232V230L49 231ZM197 233V234H198ZM222 233V234H223ZM248 233L251 234L252 237H256V233L254 230L248 229ZM63 234V238L60 240V235ZM50 236V235H49ZM148 236H153L155 238H147ZM52 237V236H51ZM147 238V239H145ZM201 238V237H200ZM72 239V238H71ZM74 239V238H73ZM150 239L151 241H148ZM49 240V237H48ZM98 240L101 241V244L99 245L97 242ZM73 241V240H72ZM75 241V240H74ZM50 244V243H49ZM189 246V245H188ZM169 248V247H168ZM85 249V250H86ZM124 252V251H123ZM110 253V254H109ZM115 254V253H114ZM117 256V255H116ZM119 258V257H117ZM140 260V264H148L149 258H143ZM59 260V259H58ZM117 260V259H116ZM120 260V258H119ZM64 261V260H63ZM101 261V260H100ZM96 262V261H95ZM121 262V261H119ZM102 263V262H101Z\"/></svg>","mask_w":264,"mask_h":264}]
</instances>
